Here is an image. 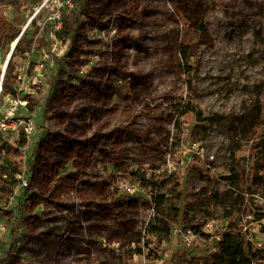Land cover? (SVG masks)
Segmentation results:
<instances>
[{
  "label": "rangeland",
  "instance_id": "obj_1",
  "mask_svg": "<svg viewBox=\"0 0 264 264\" xmlns=\"http://www.w3.org/2000/svg\"><path fill=\"white\" fill-rule=\"evenodd\" d=\"M12 1L2 16L15 17ZM47 1L22 7L45 47L15 59L8 95L0 47V134L34 127L0 210V264H204L229 227L264 251V0H91L73 44ZM188 101L200 121L180 118ZM255 109L245 134L236 118ZM160 202L162 244L150 230Z\"/></svg>",
  "mask_w": 264,
  "mask_h": 264
},
{
  "label": "trees",
  "instance_id": "obj_2",
  "mask_svg": "<svg viewBox=\"0 0 264 264\" xmlns=\"http://www.w3.org/2000/svg\"><path fill=\"white\" fill-rule=\"evenodd\" d=\"M43 1L44 0H13L11 5L15 11V17L9 18L0 14V47L9 52L12 45L18 39V43L14 49L2 83L4 95L11 93V89L18 77L15 71V59L31 53L35 45L42 48L45 47L44 43L38 39L39 30L35 28L34 21H32L26 29H24L27 24V19L24 16L25 9L23 10L22 8L23 5H27L26 9L28 7L34 9L35 7L41 5ZM90 7L91 0H79L74 10L76 16L75 22L64 20L63 28L61 32L57 34L58 40L62 42L70 41L72 44L76 42L81 28V18L89 14ZM189 34L190 31L188 32V35ZM190 46L191 45L184 43L181 49L184 67L188 73L191 72V66L189 64ZM73 48L74 47H72V49ZM189 87L190 89L192 88L190 82ZM191 117L200 121L203 115L201 112H197L193 104L188 101L180 108V118L189 119ZM261 120L262 117L259 109H255L249 114H243L236 118L237 123L243 126V132L245 134L253 132L258 127ZM5 131H8L10 134L12 132L10 129ZM19 132V136L16 140H13V136L10 134H0V210L2 213L4 206H6L14 197V189L19 184L16 177L24 175L22 173V169L25 167L22 164V160L25 156V149L27 150V148H30L29 138L27 137L24 129H20ZM38 144L39 143L31 147L32 158L36 156ZM29 165H31V163H29ZM261 169L262 167H260L259 164H255V166L252 167L251 173L255 174V180H257L256 171ZM177 185L180 188L179 198H181L183 195V191L181 189L182 183L178 182ZM31 197L35 196L33 195ZM212 204H214V202ZM162 207L163 202L158 203L156 207L159 226L150 227L151 233L160 240V244L172 240L168 215ZM11 213L12 212H8V214ZM151 244L152 242H149L147 247ZM206 260L207 261L204 264H254L255 262L264 264V251L247 246L246 239L241 234L237 233L232 227H229L227 232L214 242L212 252L207 256ZM181 264L199 263L184 259Z\"/></svg>",
  "mask_w": 264,
  "mask_h": 264
},
{
  "label": "built area",
  "instance_id": "obj_3",
  "mask_svg": "<svg viewBox=\"0 0 264 264\" xmlns=\"http://www.w3.org/2000/svg\"><path fill=\"white\" fill-rule=\"evenodd\" d=\"M52 1H53L54 11L49 16L48 20L55 25V28H54L55 31L59 32L63 28V11H64V8H69V9L74 8V3L71 0H52ZM45 3L43 4V6L45 5ZM23 103H24L23 101L17 100V99H15L13 101L14 107L15 106L17 107L19 105L23 106L24 105ZM8 129H10L12 131L17 130L18 128H17L16 122H15V124H13L12 128H8ZM23 129H24L25 133L27 134L28 138L30 137L31 134H34V127L32 124H27L26 127ZM20 187L23 189L28 188L29 187L28 180L22 179V181L20 182ZM129 191L132 192L131 189H129Z\"/></svg>",
  "mask_w": 264,
  "mask_h": 264
},
{
  "label": "water",
  "instance_id": "obj_4",
  "mask_svg": "<svg viewBox=\"0 0 264 264\" xmlns=\"http://www.w3.org/2000/svg\"><path fill=\"white\" fill-rule=\"evenodd\" d=\"M29 23H30V22H29ZM29 23L27 24V26L29 25ZM27 26H26V27H27ZM26 27H25L24 29H26ZM17 43H18V39H17L16 42L12 45L11 51H10V53H9V55H8V59H7V63H6V68H5V70H4V73H5L6 69H7V66H8V64H9V62H10V59H11V57H12V54H13V52H14V49H15Z\"/></svg>",
  "mask_w": 264,
  "mask_h": 264
}]
</instances>
